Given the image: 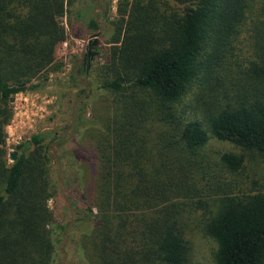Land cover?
I'll return each instance as SVG.
<instances>
[{
  "label": "trees",
  "instance_id": "16d2710c",
  "mask_svg": "<svg viewBox=\"0 0 264 264\" xmlns=\"http://www.w3.org/2000/svg\"><path fill=\"white\" fill-rule=\"evenodd\" d=\"M74 3L0 0V264H58L67 225L74 258L62 264H190L197 229L214 241L215 264H264V0H118L92 199L60 224L46 205L48 132L18 144L6 166L3 128L10 98L58 69L67 32L57 17ZM248 16L253 58L234 71ZM209 138L234 150L208 155ZM69 152V165L86 162Z\"/></svg>",
  "mask_w": 264,
  "mask_h": 264
},
{
  "label": "rangeland",
  "instance_id": "374dc122",
  "mask_svg": "<svg viewBox=\"0 0 264 264\" xmlns=\"http://www.w3.org/2000/svg\"><path fill=\"white\" fill-rule=\"evenodd\" d=\"M117 2L118 0H106L107 16L98 15L100 35L97 54L86 72L79 65L76 74L74 66L83 45L80 35L83 31L82 23L91 16L95 4L92 0H75L68 7L67 13L57 17L59 24L67 32L65 41L54 48L53 62L58 69L44 71L33 80V83H38L37 89L16 93L9 100L11 116L3 128L2 157L5 165L12 162L11 152H15V157L19 153L16 148L18 144L34 133L48 132L44 143H48L46 154L55 193L46 199V205L60 224L83 214L87 203L92 199L93 181L90 180L89 166V163L95 164L92 137L98 133L96 130L99 126L103 128L112 102L111 94L100 85L101 79L107 75L104 73L107 72L105 65L113 43L111 41L116 36L113 20L117 16ZM250 27L248 16L238 35L237 54L231 58L234 71H244L247 61L253 58ZM107 39L109 42H106ZM201 90L200 87L192 88L184 103L188 104L194 98L193 95ZM70 149L83 153L86 162L80 168L75 164L69 165ZM223 150H234V147L225 141L209 138L202 152L215 155ZM263 169L264 167L255 170L256 176ZM71 203H75L74 206ZM64 230L69 236L60 243V247L67 252L58 257V264H62L66 258H74L70 241L72 236L74 238V230L68 225ZM188 240L190 264H215L212 256L215 248L213 240L198 229L190 232Z\"/></svg>",
  "mask_w": 264,
  "mask_h": 264
},
{
  "label": "flooded vegetation",
  "instance_id": "af4514ba",
  "mask_svg": "<svg viewBox=\"0 0 264 264\" xmlns=\"http://www.w3.org/2000/svg\"><path fill=\"white\" fill-rule=\"evenodd\" d=\"M92 1L95 5L92 7L93 10H91V16H89L85 23H82L83 31L80 35L83 40V45L80 55L75 61L74 72L76 74L79 65H81L82 69L86 72L91 60L97 54V46L99 44L98 36L100 35V22L98 15L102 14L107 16L106 0ZM91 19H93V23L90 24Z\"/></svg>",
  "mask_w": 264,
  "mask_h": 264
},
{
  "label": "water",
  "instance_id": "95a60500",
  "mask_svg": "<svg viewBox=\"0 0 264 264\" xmlns=\"http://www.w3.org/2000/svg\"><path fill=\"white\" fill-rule=\"evenodd\" d=\"M10 158L12 159V161L15 159V152L10 153Z\"/></svg>",
  "mask_w": 264,
  "mask_h": 264
}]
</instances>
